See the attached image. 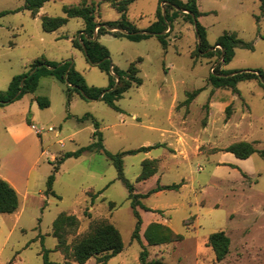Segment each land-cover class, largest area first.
I'll use <instances>...</instances> for the list:
<instances>
[{
	"label": "rangeland",
	"instance_id": "obj_1",
	"mask_svg": "<svg viewBox=\"0 0 264 264\" xmlns=\"http://www.w3.org/2000/svg\"><path fill=\"white\" fill-rule=\"evenodd\" d=\"M81 1L49 0L33 18L22 9L23 0H0V12L11 11L0 17V91L12 77L27 72L37 58L58 65L69 62L88 87H108L114 74L87 62L70 42L84 28L81 19L69 18L53 33L41 27L42 17H65L62 7ZM85 1L94 3L96 20L119 18L107 0ZM259 4V0L197 1L201 13L197 21L210 46L224 32L235 33L253 45L252 50L235 49L227 65L221 64L217 53L211 57L197 53L194 26L183 14L170 22L165 49L154 36L138 42L100 36L98 42L109 53V66L125 71L133 64L142 80L115 102L120 111L99 99L83 100L76 93L67 104L66 85L46 77L32 94L46 97L50 103L34 113L39 121L34 126L40 134L21 128L18 136H10L4 125L13 116L0 113V179L12 183L19 199L15 213L0 214V264H43V249L49 251L50 264H76L64 260L52 236V222L62 212L78 219L77 228L66 236L68 244L101 221L118 230L122 251L105 264H141L142 251H146V264H264V161L257 152L247 159L226 152L238 142L250 143L257 151L264 148V89L256 80L241 81L234 90L209 84L216 66L264 72V14L259 23L255 20ZM163 6L161 0H135L127 7V18L145 29ZM196 90L199 93L186 104L188 95ZM30 95L25 94L9 110L23 109L20 116L29 120ZM85 115L98 122L102 144L112 154L153 147L122 158L124 177L134 193L145 195L158 185H179L139 199L149 209L137 208L139 240L132 238L136 221L127 190L116 178L111 162L100 153L64 160L52 186L59 199L44 196L56 160L93 141V121L79 119ZM144 162H152L155 173L139 181ZM150 223L168 227L179 237L149 246L143 232ZM219 231L228 237L229 251L217 262L207 239ZM84 264L99 263L93 257Z\"/></svg>",
	"mask_w": 264,
	"mask_h": 264
},
{
	"label": "trees",
	"instance_id": "obj_2",
	"mask_svg": "<svg viewBox=\"0 0 264 264\" xmlns=\"http://www.w3.org/2000/svg\"><path fill=\"white\" fill-rule=\"evenodd\" d=\"M49 0H23L22 9L28 11L34 17L39 9ZM119 14V18L113 22H101L95 19L94 3H87L83 0L76 5H64L62 12L65 17H47L41 18V27L45 32H53L63 26L69 18H79L83 21L84 28L78 39L71 40L72 46L81 51L87 62L90 64L98 63L96 66L103 72H112L115 78H109V85L106 89L88 87L82 77L69 62L58 65L49 62L43 58L35 59L28 67V71L11 78L7 88L0 91V108L21 99L25 94H32L36 91L41 77L52 76L58 82L66 85V103L71 100L72 93H76L83 100L99 99L115 111H120L115 102L119 100L123 93L130 87H138L142 84L138 77L136 66L130 64L127 70L122 71L114 66H109L108 50L98 42L102 35L109 34L116 38L124 37L132 42H138L154 36L160 45L165 49L167 46L168 33L170 32V22L177 18L178 14H183L194 26L195 34L199 38L197 53L206 52L205 56H214V53L221 56V64L227 65L233 58L235 49H253L251 42H246L236 36L235 33L224 32L210 46L206 41V32L204 27L197 21L201 16L197 8L198 0H161L164 3L163 11L158 8L155 13V20L145 29L137 28L134 23L127 18V7L135 0H107ZM259 15L255 16L257 23L260 22L264 14V0H259ZM169 11H172L169 14ZM11 11L0 12V17ZM14 12V11H13ZM95 28L96 31H95ZM117 29V30H112ZM122 31V32H121ZM95 37V38H93ZM213 48V51H208ZM137 61H141L140 59ZM246 80H256L264 89V72L261 70L252 71H229L222 70L220 66L214 67L209 76V84L213 88H231L235 89L237 83ZM199 93V90L189 94L185 103L188 104L192 98ZM34 101L39 109L48 108L50 103L46 97L36 96ZM91 118L85 115L79 118L86 120ZM30 126V121L27 120ZM94 132L92 133V142L73 152L64 153L52 165V172L47 177L45 183L44 196L59 197L53 192L52 186L55 179V173L59 166L68 158H78L85 153L96 152L104 155L113 165L116 171V178L122 182L127 190V198L135 218V228L132 234L133 239L139 240V228L141 218L137 208L149 211L145 208L139 199L145 198L148 194L155 193L164 189H177L179 185L156 186L145 195L134 193L133 186L128 182L123 174L122 158L125 155H133L139 152H147L153 147H140L136 150H129L112 154L108 152L102 144V135L99 131V124L93 121ZM157 147V146H154ZM226 152L231 153L238 159H247L253 153H258L264 161V148L257 151L250 143L238 142L227 147ZM152 162H144L142 171L138 177L139 181H145L155 173V168L150 165ZM94 196L91 197L92 203ZM19 207V199L16 191L5 180L0 179V214H13ZM78 226L76 216L66 213H59L52 222V236L57 240L56 247L65 261H73L76 264H84L90 258L96 257L99 264H105L110 258L122 251L123 244L120 233L111 224L101 221L95 223L87 233L79 237L72 244L66 242V236L73 232ZM179 236L165 226L158 223H150L143 232V239L149 246H156L169 243ZM208 246L214 252L217 262L223 260L229 251V239L222 232H214L208 236ZM48 250H42L43 264H50L48 261ZM146 251H142L139 259L141 264H146ZM152 264H161L152 262Z\"/></svg>",
	"mask_w": 264,
	"mask_h": 264
},
{
	"label": "crops",
	"instance_id": "obj_3",
	"mask_svg": "<svg viewBox=\"0 0 264 264\" xmlns=\"http://www.w3.org/2000/svg\"><path fill=\"white\" fill-rule=\"evenodd\" d=\"M42 8V7H41ZM40 8V9H41ZM39 9V10H40ZM39 12V11H38ZM38 14V13H37ZM37 14L34 16V17H36L37 16ZM33 17V18H34ZM62 27V26H61ZM60 27V28H61ZM59 29V28H58ZM57 29V30H58ZM57 30H55V31H57ZM55 31H53V32H55ZM53 32H51V33H53ZM68 38V37H67ZM73 38H70V42H71V40H72ZM46 77H52V76H45V77H41L40 78V80H39V83H38V87H37V89L40 87V84H41V82H42V80L44 79V78H46ZM53 78V77H52ZM36 89V90H37ZM32 94H34V93H32ZM32 94L30 95V97L28 98L29 99V102H30V104H29V110L31 111V115L29 116V121H30V126L29 125H27V118L26 117H24V115H21L20 116V113H25V110H23V109H20V110H18V109H14V110H9V107L11 106V105H14V103H16V102H19V101H21V100H17V101H15V102H13V103H10V104H8V105H6V106H4V107H1L0 108V113H2L4 116H8V117H12L13 116V119L11 120V121H9L6 125H4V128H5V130L8 132V134L10 135V136H12V137H14L15 138V136H18V132H19V130L21 129V128H25V129H28V130H31L32 129V127H34L35 128V126H34V123H38L39 124V121H38V119L34 116V113H35V111H36V109H39L38 107H37V105H36V103H35V101H34V98L36 97V96H32ZM38 96V95H37ZM50 106V105H49ZM52 159H53V157H52ZM51 159V160H52ZM6 182H8L9 183V185L14 189V186L12 185V183L9 181V180H7L6 179ZM15 190V189H14Z\"/></svg>",
	"mask_w": 264,
	"mask_h": 264
},
{
	"label": "built area",
	"instance_id": "obj_4",
	"mask_svg": "<svg viewBox=\"0 0 264 264\" xmlns=\"http://www.w3.org/2000/svg\"><path fill=\"white\" fill-rule=\"evenodd\" d=\"M96 29H97V28H95V31H96ZM32 129H34L35 134H40V133H41V130H37V129H35L34 127H32ZM47 130L50 131V132L53 131V129H52L51 127H49Z\"/></svg>",
	"mask_w": 264,
	"mask_h": 264
},
{
	"label": "water",
	"instance_id": "obj_5",
	"mask_svg": "<svg viewBox=\"0 0 264 264\" xmlns=\"http://www.w3.org/2000/svg\"><path fill=\"white\" fill-rule=\"evenodd\" d=\"M195 22H196V21L194 20V26H195ZM112 30L114 31V30H117V29H112ZM121 32H122V31H121ZM93 38H95V37H93ZM197 38H198V37H197ZM198 40H199V38H198ZM198 45H199V41H198ZM97 64H98V63H96V65H97Z\"/></svg>",
	"mask_w": 264,
	"mask_h": 264
}]
</instances>
